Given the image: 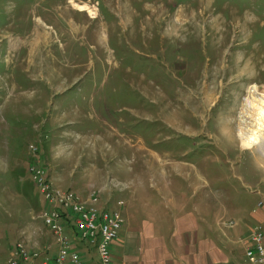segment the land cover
<instances>
[{
    "label": "rangeland",
    "instance_id": "1",
    "mask_svg": "<svg viewBox=\"0 0 264 264\" xmlns=\"http://www.w3.org/2000/svg\"><path fill=\"white\" fill-rule=\"evenodd\" d=\"M258 90L264 0H0V264L53 247L33 162L100 203L159 174L258 209L264 139L241 138Z\"/></svg>",
    "mask_w": 264,
    "mask_h": 264
},
{
    "label": "crops",
    "instance_id": "2",
    "mask_svg": "<svg viewBox=\"0 0 264 264\" xmlns=\"http://www.w3.org/2000/svg\"><path fill=\"white\" fill-rule=\"evenodd\" d=\"M43 33L30 44L32 53L44 43ZM144 177L153 178L152 184L144 179L143 184L131 182L111 197L112 189L99 187L102 207L119 209L124 220L110 247L112 264H249L245 249L252 226L264 221V209L212 202L203 185L192 190L161 183L157 177L163 175ZM117 201L123 202L122 207L116 206ZM81 251L86 264H99L95 249Z\"/></svg>",
    "mask_w": 264,
    "mask_h": 264
},
{
    "label": "built area",
    "instance_id": "3",
    "mask_svg": "<svg viewBox=\"0 0 264 264\" xmlns=\"http://www.w3.org/2000/svg\"><path fill=\"white\" fill-rule=\"evenodd\" d=\"M30 149L35 150L32 146ZM28 174L45 200L39 217L52 235L53 247L26 253L21 242H16L7 264H86L81 250L87 246L96 250L99 264H112L110 247L124 224L120 210L102 207L99 191L92 190L85 197L71 189L53 187L39 162L28 166ZM122 205V201L116 202L118 208ZM258 207L264 209V202H258ZM263 225L264 221L257 222L251 230L245 249L249 264H264Z\"/></svg>",
    "mask_w": 264,
    "mask_h": 264
},
{
    "label": "bare ground",
    "instance_id": "4",
    "mask_svg": "<svg viewBox=\"0 0 264 264\" xmlns=\"http://www.w3.org/2000/svg\"><path fill=\"white\" fill-rule=\"evenodd\" d=\"M246 66H243L244 68H242V71L238 77H243V74H247ZM261 100L264 102V90H258L254 96L253 103L250 101L247 104L245 124L241 130V138L244 142L254 144L259 140L264 139V104L260 103ZM262 143L264 145V140Z\"/></svg>",
    "mask_w": 264,
    "mask_h": 264
},
{
    "label": "trees",
    "instance_id": "5",
    "mask_svg": "<svg viewBox=\"0 0 264 264\" xmlns=\"http://www.w3.org/2000/svg\"><path fill=\"white\" fill-rule=\"evenodd\" d=\"M46 171H47V170H46ZM254 206H256V205H254ZM256 209H257V208H256ZM259 209L261 210L262 208L258 207V209H257V210H259Z\"/></svg>",
    "mask_w": 264,
    "mask_h": 264
}]
</instances>
